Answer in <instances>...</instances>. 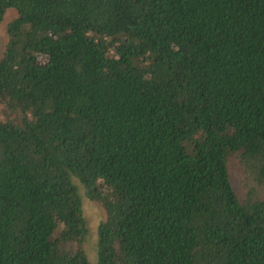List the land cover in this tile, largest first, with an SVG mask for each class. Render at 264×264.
<instances>
[{
    "label": "trees",
    "instance_id": "16d2710c",
    "mask_svg": "<svg viewBox=\"0 0 264 264\" xmlns=\"http://www.w3.org/2000/svg\"><path fill=\"white\" fill-rule=\"evenodd\" d=\"M11 11L0 264H264V0ZM74 178L106 214L95 262Z\"/></svg>",
    "mask_w": 264,
    "mask_h": 264
},
{
    "label": "rangeland",
    "instance_id": "374dc122",
    "mask_svg": "<svg viewBox=\"0 0 264 264\" xmlns=\"http://www.w3.org/2000/svg\"><path fill=\"white\" fill-rule=\"evenodd\" d=\"M15 16L14 12H9L6 14L1 27H0V55L2 53V50L4 48V45L6 43V24L9 20H11ZM233 167L235 169L234 174L237 175V173L240 172L238 166L233 164ZM74 182L80 187L81 190H79L82 201H83V209H84V215L87 220L89 234L86 237L83 247L84 250L91 262H95L97 259V225L101 220L105 219V211L103 207L90 199H88L86 195V191L82 189L83 185L80 183V181L76 178H74ZM84 188V187H83Z\"/></svg>",
    "mask_w": 264,
    "mask_h": 264
}]
</instances>
